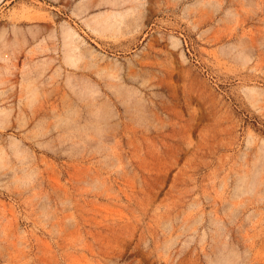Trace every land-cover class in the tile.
Here are the masks:
<instances>
[{
    "label": "rangeland",
    "instance_id": "1",
    "mask_svg": "<svg viewBox=\"0 0 264 264\" xmlns=\"http://www.w3.org/2000/svg\"><path fill=\"white\" fill-rule=\"evenodd\" d=\"M0 264H264V0H0Z\"/></svg>",
    "mask_w": 264,
    "mask_h": 264
},
{
    "label": "bare ground",
    "instance_id": "2",
    "mask_svg": "<svg viewBox=\"0 0 264 264\" xmlns=\"http://www.w3.org/2000/svg\"><path fill=\"white\" fill-rule=\"evenodd\" d=\"M115 17V15L113 14V16L112 15H110V17H107V18H105V21L107 22V24L109 25V26H115L116 28H117V20H112L111 21V18H114ZM108 20H110L111 22H109ZM105 21L103 20V21H100L99 20V23L101 24V26L102 27H104L105 26ZM106 28V27H105ZM104 29V28H103ZM73 35H75V32H67L66 33V39H67V41H68V38H71ZM69 42V41H68ZM70 43V42H69ZM67 44V43H66Z\"/></svg>",
    "mask_w": 264,
    "mask_h": 264
}]
</instances>
